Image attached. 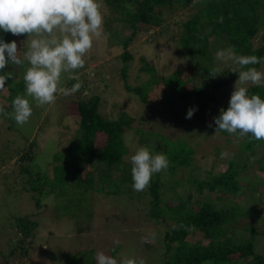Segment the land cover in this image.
<instances>
[{"label":"rangeland","instance_id":"1","mask_svg":"<svg viewBox=\"0 0 264 264\" xmlns=\"http://www.w3.org/2000/svg\"><path fill=\"white\" fill-rule=\"evenodd\" d=\"M200 6H202L200 0H195L192 6L175 11L174 14H169L163 10L164 21L159 26L151 27L139 23L138 31L129 41L128 50L132 53L133 58L129 62L128 83L130 85L148 83L152 74L142 70L143 63L155 69V80H151L152 83L148 85V102H142L137 95L127 91L118 72L122 66V59L117 55L122 51V48L119 46L112 48L111 46L117 45L128 35L127 27L120 23H103L107 39H94L91 50L84 57V67L74 71L80 81L86 78L89 80L88 88L90 90L85 87L80 92L81 96L87 97L89 93H96L100 96L99 110L101 115L117 118L120 111H125L134 118L131 128L123 134L127 148L126 156H123V167L130 162L128 159L140 147V142L134 134L135 127L150 130L147 132L148 134H151V131L162 134L165 138H170L172 135L183 137L192 146L196 143V139L191 141L193 135L184 137V130H187L188 126L185 115L180 114L178 106L166 108L159 103H162L163 91L167 88L161 79L162 77L179 72L181 79H187L193 74L187 61V55L178 47L177 40L184 20ZM102 13L104 21L108 18L111 19L112 16L104 3ZM21 37L25 45L18 54L23 57L27 47L25 41L27 37L26 35H21ZM211 40L212 38H210ZM260 42L259 38L255 39L254 47H258ZM211 45L214 47L212 54L214 65L220 73H236L240 70L239 66L232 61L217 60L216 52L227 50L228 47L215 41H211ZM27 67V63L23 66L10 63L3 70V75L5 73L12 74L13 78L7 80L11 85L13 82L23 80V74ZM257 70L264 72V60L261 61ZM92 79H94L93 84L91 83ZM237 79L222 89L219 93L221 99H217V103L209 105L206 111L208 121H214L223 109L222 104L228 103ZM67 80L65 77L64 86H66ZM187 82L189 83V81ZM24 90L21 95H24ZM6 93V91L0 92V107L2 106L3 109L5 108L4 105L9 103L8 98L1 101ZM79 97L77 93L67 97L57 95L54 104L43 107L37 106L34 100H30L33 109L32 116L23 126H18L11 116L0 115V264H77L79 257L84 252H88L89 256L83 258L78 264H92L90 260L96 261L95 256L98 251L111 255L118 261L127 257L136 260L143 259L145 264H164L165 225L148 216L149 204L147 199L140 202L134 191L112 193L108 190L103 191L89 187L84 180L75 179L71 171L74 167L73 164L80 168L82 175L92 173L95 186H99L96 179L100 169L92 164L95 159H92L91 154H87L88 161L85 160L82 151L77 149L78 139L76 137L79 136V117L76 115L75 107ZM5 112L11 113L12 109H6ZM142 117H145L146 121ZM203 130L201 132L209 133L213 137L210 136L211 138L207 139L208 144L206 141L204 147L200 145L196 147L200 149L195 150V160H202L195 165L193 174L200 178L205 177V171L213 169L212 172L214 173L228 168L233 159L234 150L238 152L237 143L232 141H229L232 143H227L224 138L229 137L221 135L219 131L215 133L216 128H203ZM102 139V136L97 137L95 143L97 159H100ZM155 140L158 146L160 143L159 136L156 135ZM30 142L35 145L33 148L34 160L31 166L35 170L42 171V175L44 174L41 177L43 183L45 181L49 183L46 184V188L40 191L42 205L37 210L34 201L31 199V193L23 188L18 167L13 168L18 153ZM215 145L218 148L216 150L213 148ZM151 146L152 143L147 144L150 152L156 151ZM119 148L120 146L117 145L118 150ZM206 152L208 155L202 158ZM222 152L227 153L224 158H221ZM259 155L260 153L252 156V159H256ZM215 160H217L215 168H212V163ZM65 161H67V168L64 170L65 181L54 180V176L50 175L49 172L54 171L55 165H61L65 168ZM103 169L106 170V168ZM111 172L113 179L117 180L119 171L112 170ZM253 172H250L252 179L262 181V185L257 192L255 191L254 196L256 197L249 199L250 205H247L249 202L247 198H244L245 195L237 193L233 198H238V203L245 205L249 213H258L257 215L250 214L241 217L240 222L241 224L254 225L256 230L255 249L264 254V179H257ZM258 174L263 178L262 172ZM165 175L166 178L163 179V182L167 187L171 182L174 183V181H170L172 178L179 180V185L175 188L176 193L167 188L162 195L166 203H175L177 193L184 200L188 198L190 193L193 194L191 200L194 208H196V199L211 200L220 208L223 207L225 201L229 203L228 198L218 199L214 192L208 190H205V193L197 192L190 182L186 183L187 170H181L173 176ZM49 179L50 181H48ZM35 183L37 181L33 180V184ZM109 187L112 188V185ZM31 213H35L32 216L33 220L36 219L38 222V226L34 231L33 238L30 239L32 240L31 244L25 242L28 247V254L27 256L10 255L9 252L16 247L15 240L18 237L14 226V216ZM153 233H155L154 240L142 243V237L150 238ZM231 233L233 234V232ZM190 237H188L190 241L198 239L203 241L198 232ZM117 240L119 241L118 244L115 243Z\"/></svg>","mask_w":264,"mask_h":264},{"label":"trees","instance_id":"2","mask_svg":"<svg viewBox=\"0 0 264 264\" xmlns=\"http://www.w3.org/2000/svg\"><path fill=\"white\" fill-rule=\"evenodd\" d=\"M102 1L112 16L111 19L108 18L104 22L106 24L120 23L127 27L128 35L125 36L124 40L111 46L112 48L115 46L122 48L117 57L122 59V66L118 72L122 78L123 86L127 91L137 95L142 102H148V85L155 80V69L143 63L142 70L151 73L153 78L150 76L148 83L143 85H130L128 83L127 72L130 68L129 62L133 58L132 53L128 50L129 41L138 31L139 23L157 27L164 21L163 10L169 14H174L175 11L192 6L195 0ZM200 2L202 6L190 14L182 23V30L177 40L178 47L187 55V61L193 74L187 79H181L179 72L162 77L161 79L167 88L163 91L162 103H159L166 108L178 106L180 114L185 115L188 126L187 130H184V137L193 135L191 141L196 139L195 145L192 146L183 137L172 135L170 138H165L162 134L153 131L148 134L147 132L150 130L135 127L134 134L140 142L139 146L147 147V144L152 143L151 147L156 151H151V153L153 155L165 154L169 160V166L166 170L154 174L144 191H134L132 188L131 162H128L125 167L122 166L123 156H126L127 153L123 134L131 128L134 118L125 111H120L117 118L101 115L99 110L100 96L98 94L89 93L87 97L80 95V92L89 86V80L86 78L82 80V88L76 92L80 96L75 107L76 115L79 117V136L76 137L78 139L77 149L82 151L85 160L88 161L87 154H91L92 159H95L92 164L100 169L96 179L99 186H95L92 173L82 175L80 168L75 164H73L74 167L71 171L75 179L84 180L89 187L103 191L108 190L112 193L134 191L140 202L147 199L149 204L148 216L165 225L164 264H202L205 262L209 264H264V254L255 249L256 230L254 225L241 224L240 222L241 217L254 213H249L245 205L239 204L237 197V199L233 198L237 193L245 195L244 198H247L249 202L247 205H250L249 199L256 197L254 193L260 188L262 181L252 179L250 172L255 170L253 174L257 179H264V140H253L250 134L238 138L237 135L219 131L221 135L229 137L224 138L227 143H237L238 152L234 150L233 159L225 170L214 173L212 172L213 169L205 171L204 178L193 174L195 165L202 160H195V150L200 149L196 147L200 145L204 147L207 139L213 137L211 134L201 131H204L203 128L217 127L214 121H208L206 111L209 105H213L217 103V99H221L219 93L222 89L231 85L238 77V73L221 72V74L216 68L212 57L214 47L211 45V41L221 43L228 48L234 47L237 55H255L263 58L264 0H200ZM260 31L262 32L258 35ZM210 38H212L211 41ZM258 38L261 42L258 47H254V40ZM0 39L5 42L15 41L20 52L25 45L21 35L13 36L11 33H4L2 30H0ZM259 66L260 63L249 67L258 68ZM213 70L215 77H212ZM0 75H3V71H0ZM194 75L197 77L195 78ZM93 80L91 81L92 84ZM73 83L76 81L68 79L65 87L70 88ZM247 87L249 95L256 94L264 99V86L249 84ZM24 88L23 80L13 82L11 85L6 81L5 86L0 89V92H7L1 101H4L5 98L9 100V103L4 105L5 110L12 109V100L17 95H21ZM222 105L223 109L227 110L228 103ZM190 108L195 109V111L192 117L188 119L186 114ZM142 119L146 121L145 117ZM9 123L12 124V122ZM212 134L214 133L212 132ZM156 135L160 139L158 146L155 140ZM99 136H102L103 139L100 147V159H97L95 143ZM117 145L120 146L119 150ZM34 146V143L30 142L18 153L13 168L18 167L23 188L31 193V199L34 201L37 210L42 205L40 191L46 188V184L49 183L47 181L43 183L41 177L44 174L42 175V171L35 170L31 166L34 160ZM213 148L218 149L216 145ZM259 153L260 155L256 159H252V156ZM207 155L206 152L202 158ZM128 160L130 161V158ZM67 161H65V168L61 165H55L54 171L49 172L50 175L54 176V180L65 181L64 170L67 168ZM216 161L212 163V168H215ZM112 170L119 171L117 180L113 179ZM181 170H187L186 183L190 182L197 192L205 193V190L214 192L218 199L228 198L229 203L225 201L223 207L220 208L211 200L196 199V208H194L191 200L193 194L191 193L186 200L177 193L175 203H166L162 195L167 188L175 191L176 186L179 185V180L172 178L170 181H174V183L171 182L167 187L163 182V179L166 178L165 174L173 176ZM259 172L263 173V178L260 177ZM33 180H36L37 183L33 184ZM110 185L112 188L109 187ZM33 214L35 213L14 216V226L18 237L15 240L16 247L9 252L10 255L27 256L28 247L25 242L31 244L32 240L30 239L33 238L34 231L38 226L36 219L33 220ZM197 232L201 234L203 241L199 239L190 241L188 237ZM88 256V252L82 253L77 264ZM90 261L92 264L96 262L95 260L93 262V259Z\"/></svg>","mask_w":264,"mask_h":264},{"label":"clouds","instance_id":"3","mask_svg":"<svg viewBox=\"0 0 264 264\" xmlns=\"http://www.w3.org/2000/svg\"><path fill=\"white\" fill-rule=\"evenodd\" d=\"M102 0H0V30L13 36L26 35V50L21 58L15 41L0 39V71L10 63L28 67L23 74L24 95H17L11 103L12 112L0 107V115L11 116L18 126L26 124L32 116L30 100L43 107L54 104L57 95L70 96L82 88L74 71L85 65L84 57L91 50L93 40L107 39L104 31ZM217 60L232 61L239 66L238 79L228 101L227 110L221 109L214 119L216 131H223L243 138L264 140V99L248 94V84L264 86V72L255 67L264 58L255 55H237L234 47L216 52ZM7 57V58H6ZM213 70L212 77H215ZM65 77L75 80L65 87ZM12 77L11 73L0 75V88ZM195 109L187 111L190 119ZM227 155L221 153V158ZM132 188L141 192L150 184L154 174L166 170L169 160L163 153L153 155L146 146L138 147L130 158ZM155 239L142 237L143 242ZM116 244L119 241H115ZM97 264H145L143 259L121 258L98 251Z\"/></svg>","mask_w":264,"mask_h":264}]
</instances>
